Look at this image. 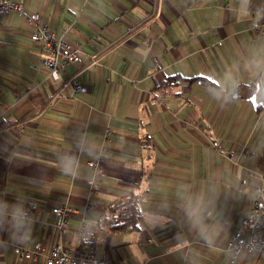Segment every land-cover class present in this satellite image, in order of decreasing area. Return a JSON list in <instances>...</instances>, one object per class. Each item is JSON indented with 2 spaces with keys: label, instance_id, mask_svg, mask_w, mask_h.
Here are the masks:
<instances>
[{
  "label": "crops",
  "instance_id": "0c3cea01",
  "mask_svg": "<svg viewBox=\"0 0 264 264\" xmlns=\"http://www.w3.org/2000/svg\"><path fill=\"white\" fill-rule=\"evenodd\" d=\"M24 7L81 44L82 62L100 58L54 80L38 65L44 53L30 40L33 27L15 11L0 12V264H44L16 252L36 241L45 249L95 242L110 264H264V255L225 248L264 182L260 0ZM169 75L181 78L165 82ZM106 126L100 188L91 192L86 162L98 157ZM130 194L139 197L137 228H98L108 203ZM87 201L95 206L82 233L78 214L64 230L56 226L52 205L81 211Z\"/></svg>",
  "mask_w": 264,
  "mask_h": 264
},
{
  "label": "built area",
  "instance_id": "2783aa9c",
  "mask_svg": "<svg viewBox=\"0 0 264 264\" xmlns=\"http://www.w3.org/2000/svg\"><path fill=\"white\" fill-rule=\"evenodd\" d=\"M264 11V0H260ZM15 11L19 13L24 21L33 27L30 33V40L37 43L43 51L44 56L39 61V66L47 71L49 77L54 80L61 79V72L69 65L79 64L83 68L95 64L100 58V53L88 55L87 62L81 61L84 49L81 44L66 40L63 34H56L47 25L40 23L39 12L28 13L24 7V0H0V12ZM260 32L264 33V20L255 24ZM72 78V86L75 91L82 89L81 83ZM111 129L106 126L102 134V145L99 155L95 159H89L86 164L91 174L88 179V186L91 192L100 188L102 176L103 153L106 152V145L110 141ZM253 205L248 214L243 217L234 234L227 240L225 248L234 256L242 252H254L264 255V182H260L254 187ZM95 205L87 201L81 211L75 207L57 203L52 205L51 211L55 215V224L60 230H64L68 220L73 215H80L82 220L79 231L85 228L84 214L91 212ZM27 216V211L23 212ZM18 256L31 262L39 258L44 259V264H110L100 258L97 254V244L92 242L79 248L71 249L64 243H55L45 249L43 245L36 241L30 248L22 246L15 247Z\"/></svg>",
  "mask_w": 264,
  "mask_h": 264
},
{
  "label": "trees",
  "instance_id": "16d2710c",
  "mask_svg": "<svg viewBox=\"0 0 264 264\" xmlns=\"http://www.w3.org/2000/svg\"><path fill=\"white\" fill-rule=\"evenodd\" d=\"M261 19L264 20V11H261ZM181 78L179 75H169L164 81L171 80L175 82V79ZM189 80H201L207 81L201 78H192ZM209 84H213L209 82ZM139 197L134 194H130L126 197H121L112 200L106 206L102 216L97 222V227L106 233H126L135 230L141 219V212L138 204Z\"/></svg>",
  "mask_w": 264,
  "mask_h": 264
},
{
  "label": "water",
  "instance_id": "95a60500",
  "mask_svg": "<svg viewBox=\"0 0 264 264\" xmlns=\"http://www.w3.org/2000/svg\"><path fill=\"white\" fill-rule=\"evenodd\" d=\"M233 96H235V93H233ZM249 100L251 101V103H252L254 106H256V105L259 104V103H257V102L255 101V96H254V95H252V96L249 98Z\"/></svg>",
  "mask_w": 264,
  "mask_h": 264
}]
</instances>
